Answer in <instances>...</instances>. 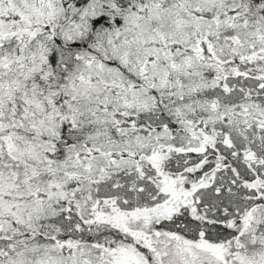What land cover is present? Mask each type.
I'll use <instances>...</instances> for the list:
<instances>
[{"label": "snow or ice", "instance_id": "1", "mask_svg": "<svg viewBox=\"0 0 264 264\" xmlns=\"http://www.w3.org/2000/svg\"><path fill=\"white\" fill-rule=\"evenodd\" d=\"M0 264H264V0H0Z\"/></svg>", "mask_w": 264, "mask_h": 264}]
</instances>
